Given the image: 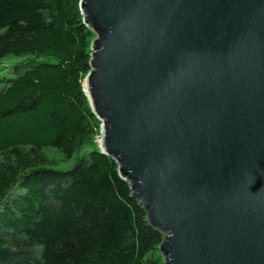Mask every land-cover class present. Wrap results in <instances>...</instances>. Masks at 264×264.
I'll return each instance as SVG.
<instances>
[{
  "label": "water",
  "instance_id": "95a60500",
  "mask_svg": "<svg viewBox=\"0 0 264 264\" xmlns=\"http://www.w3.org/2000/svg\"><path fill=\"white\" fill-rule=\"evenodd\" d=\"M83 92L164 264H264V0H79Z\"/></svg>",
  "mask_w": 264,
  "mask_h": 264
},
{
  "label": "trees",
  "instance_id": "16d2710c",
  "mask_svg": "<svg viewBox=\"0 0 264 264\" xmlns=\"http://www.w3.org/2000/svg\"><path fill=\"white\" fill-rule=\"evenodd\" d=\"M0 28V60L33 56L0 77V264H164L163 234L94 141L83 80L95 36L79 0H0ZM85 145L52 168L50 153Z\"/></svg>",
  "mask_w": 264,
  "mask_h": 264
},
{
  "label": "rangeland",
  "instance_id": "374dc122",
  "mask_svg": "<svg viewBox=\"0 0 264 264\" xmlns=\"http://www.w3.org/2000/svg\"><path fill=\"white\" fill-rule=\"evenodd\" d=\"M2 31L3 30L0 28V32ZM31 58H33V56L23 55V56H7L1 59L0 60V77H4V78L13 77L15 75V70H16L15 68L30 62ZM48 60L51 62H54V60L51 58H49ZM98 136L99 134L95 135V138H94L95 143H97ZM90 150H91V147L89 145H85L79 151H77L69 160H63L59 153L55 155L50 153V157H52L54 160L52 168L56 170H60V171H66L73 165L74 160L78 156L84 155Z\"/></svg>",
  "mask_w": 264,
  "mask_h": 264
},
{
  "label": "bare ground",
  "instance_id": "6f19581e",
  "mask_svg": "<svg viewBox=\"0 0 264 264\" xmlns=\"http://www.w3.org/2000/svg\"><path fill=\"white\" fill-rule=\"evenodd\" d=\"M97 143H98V139H97Z\"/></svg>",
  "mask_w": 264,
  "mask_h": 264
}]
</instances>
